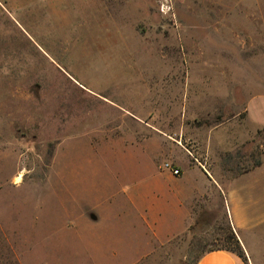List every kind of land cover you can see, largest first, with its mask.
<instances>
[{
    "label": "rangeland",
    "instance_id": "obj_1",
    "mask_svg": "<svg viewBox=\"0 0 264 264\" xmlns=\"http://www.w3.org/2000/svg\"><path fill=\"white\" fill-rule=\"evenodd\" d=\"M220 91L264 120V0H0V264H196L233 248L217 189L180 226L185 208L155 225L130 192ZM263 154L261 132L251 162ZM249 237L235 254L264 264V232Z\"/></svg>",
    "mask_w": 264,
    "mask_h": 264
},
{
    "label": "crops",
    "instance_id": "obj_2",
    "mask_svg": "<svg viewBox=\"0 0 264 264\" xmlns=\"http://www.w3.org/2000/svg\"><path fill=\"white\" fill-rule=\"evenodd\" d=\"M220 92V101L225 96L221 105L217 106L218 102L210 105V102L204 101L202 108L198 105L194 109L195 116L200 112L203 119L208 120L202 125L191 123L185 131L182 130L183 134H177L175 141L162 145L165 149H173L170 161L180 174L174 175L169 170L158 171L157 175L141 182L130 192L137 189L140 203H149L148 214L155 225L160 221L155 214L163 209L175 207L182 211L185 208L186 212L183 211L179 219L180 226L190 216L196 199H202L205 193L217 189L224 197L232 227L245 246L250 233L264 232V156L259 165L251 162L250 157L253 146L257 144L258 133L264 128V120L258 115H251L247 107L244 109L246 115L241 117L237 100L229 99L228 95ZM217 111L231 112L214 122L212 113ZM142 123L145 127L146 122ZM138 138V147L142 146L141 150L146 152L151 142L146 138L145 129L139 131ZM184 142H187L186 145ZM196 264L245 263L232 251L217 249L202 252Z\"/></svg>",
    "mask_w": 264,
    "mask_h": 264
},
{
    "label": "trees",
    "instance_id": "obj_3",
    "mask_svg": "<svg viewBox=\"0 0 264 264\" xmlns=\"http://www.w3.org/2000/svg\"><path fill=\"white\" fill-rule=\"evenodd\" d=\"M261 132H264V128L262 130L259 131L258 135L261 133ZM261 163V160L259 159L258 161H256V165H259ZM227 233L225 235V243H231L234 247L231 248L227 245H222V246H217V247H212L210 249H207L205 251H210V250H217V249H224V250H228V251H232L234 253H238L239 256H244V250H243V247L241 245V242L239 240V238L237 237V234L235 233L233 227L230 225L229 223V226H228V229H227ZM204 251V252H205ZM202 253V252H201ZM201 253L200 255L198 256L196 262L198 261V259L201 257Z\"/></svg>",
    "mask_w": 264,
    "mask_h": 264
},
{
    "label": "built area",
    "instance_id": "obj_4",
    "mask_svg": "<svg viewBox=\"0 0 264 264\" xmlns=\"http://www.w3.org/2000/svg\"><path fill=\"white\" fill-rule=\"evenodd\" d=\"M163 169H167L170 170L174 175H179L180 174V170L178 168H176L171 162L166 161L163 163L162 165Z\"/></svg>",
    "mask_w": 264,
    "mask_h": 264
},
{
    "label": "water",
    "instance_id": "obj_5",
    "mask_svg": "<svg viewBox=\"0 0 264 264\" xmlns=\"http://www.w3.org/2000/svg\"><path fill=\"white\" fill-rule=\"evenodd\" d=\"M92 217H93L94 219H96V216H95V215H92Z\"/></svg>",
    "mask_w": 264,
    "mask_h": 264
}]
</instances>
